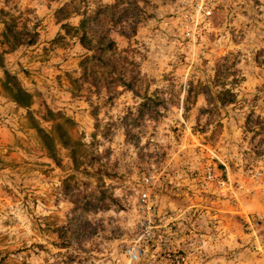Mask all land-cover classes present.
Returning a JSON list of instances; mask_svg holds the SVG:
<instances>
[{
    "label": "rangeland",
    "instance_id": "obj_1",
    "mask_svg": "<svg viewBox=\"0 0 264 264\" xmlns=\"http://www.w3.org/2000/svg\"><path fill=\"white\" fill-rule=\"evenodd\" d=\"M213 3L200 25L182 0H0V80L31 95L25 110L0 87V264H264V0ZM53 123L80 144L75 165ZM148 174L155 217L136 203Z\"/></svg>",
    "mask_w": 264,
    "mask_h": 264
},
{
    "label": "trees",
    "instance_id": "obj_2",
    "mask_svg": "<svg viewBox=\"0 0 264 264\" xmlns=\"http://www.w3.org/2000/svg\"><path fill=\"white\" fill-rule=\"evenodd\" d=\"M67 5H62L60 6L54 13L56 22L58 23L61 18L60 15L65 13V16L68 15L69 12H67ZM89 17L81 16L78 25L76 28H73V30L78 33V41L79 44L85 49L89 50L88 48L91 47L90 45V40L89 38L86 37V32H85V23ZM61 29H64L66 32L72 29L69 25L67 24H61L60 25ZM19 32H15L14 30L5 27L4 32H3V38H4V44L7 46L8 50H13L16 48L18 45H20L22 42L19 40ZM113 47V42L107 41L105 42L104 46H97L96 49L100 51L101 53L99 54L98 57L104 52V51H110ZM103 51V52H102ZM6 52L3 50H0V68L3 67V56ZM84 60L83 62H85ZM0 87L1 89L8 95V98L12 103H14L18 108H22L27 110L29 105L31 104V95L26 92L24 89H22L16 80L15 76L10 75L6 70H2V78L0 80ZM47 115L50 117L54 118V114L50 113L47 111ZM64 122H67V120H64ZM34 123V122H33ZM33 129L39 136V139L48 152L49 156L54 159L55 158V152H54V144L52 141V138L50 135L39 128L37 125L33 124ZM52 131H56L60 133L58 136V141L59 143L68 150L70 154V159L72 163L75 165V154L81 147L80 144L76 141H72L69 139V137L66 135V133L62 130L61 124L59 123H53L51 127ZM97 171V169L95 170ZM64 229L59 228L56 230V233L58 236L64 235ZM61 237V236H60ZM67 247V242H64V240H60L59 243V248H66Z\"/></svg>",
    "mask_w": 264,
    "mask_h": 264
},
{
    "label": "built area",
    "instance_id": "obj_3",
    "mask_svg": "<svg viewBox=\"0 0 264 264\" xmlns=\"http://www.w3.org/2000/svg\"><path fill=\"white\" fill-rule=\"evenodd\" d=\"M182 3L188 10L185 12L184 18L190 20L189 12H194V15L198 16L200 19L198 22L200 25L206 24V20L210 16L214 6L213 0H182ZM196 26L197 24L193 27V31H190V29L185 31L184 35L186 38H192L194 36ZM214 177V173L210 168H206L203 171V178L206 182H211ZM217 184H219V182H217ZM140 185L141 189L137 194L136 200L137 208L148 217H155L158 198L154 191L155 189L153 190L154 182L151 174L143 176L140 180ZM193 215L194 214H192V216ZM156 226H153L152 221L148 220V218L142 224H139V229L136 232V240L134 239L135 243L125 250L129 261L139 262L140 260H145L146 248L155 237L154 230ZM165 255L168 257L170 254L166 253ZM175 263L177 264L178 261Z\"/></svg>",
    "mask_w": 264,
    "mask_h": 264
}]
</instances>
